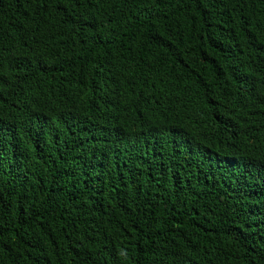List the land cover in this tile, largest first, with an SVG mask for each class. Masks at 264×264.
Listing matches in <instances>:
<instances>
[{"label":"trees","instance_id":"obj_1","mask_svg":"<svg viewBox=\"0 0 264 264\" xmlns=\"http://www.w3.org/2000/svg\"><path fill=\"white\" fill-rule=\"evenodd\" d=\"M0 264H264V0H0Z\"/></svg>","mask_w":264,"mask_h":264}]
</instances>
